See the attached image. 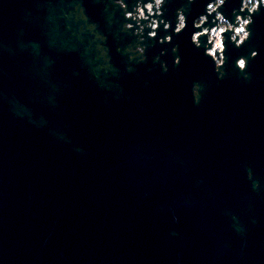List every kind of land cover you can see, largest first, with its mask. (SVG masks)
Listing matches in <instances>:
<instances>
[{
    "label": "water",
    "instance_id": "water-1",
    "mask_svg": "<svg viewBox=\"0 0 264 264\" xmlns=\"http://www.w3.org/2000/svg\"><path fill=\"white\" fill-rule=\"evenodd\" d=\"M215 2L0 0V264H264V0Z\"/></svg>",
    "mask_w": 264,
    "mask_h": 264
},
{
    "label": "built area",
    "instance_id": "built-area-1",
    "mask_svg": "<svg viewBox=\"0 0 264 264\" xmlns=\"http://www.w3.org/2000/svg\"><path fill=\"white\" fill-rule=\"evenodd\" d=\"M157 1H159V0H157ZM216 2H218V0H217ZM223 21H224V20L221 19V21H220V28L218 29V32L221 31V33H220V34H221L220 37H217V39H216V37L214 36V34H212V33H214L215 31L212 30V31L210 32V39L213 40V47H212L211 49H209V51H210L211 53H213L214 56H216V54H215V50H216V48L221 50L222 47H223V44H222V31L227 27V26H225V25H222V24H223ZM246 23H247V20L240 19V20H239V25L236 26V28H235V32L233 33V35H236V34H237V35H239L240 39H243V38L245 37V35H246V32H245V30H244V26L246 25ZM239 32H240V33H239ZM216 41H220L221 45H220L219 47H216V46H215Z\"/></svg>",
    "mask_w": 264,
    "mask_h": 264
},
{
    "label": "rangeland",
    "instance_id": "rangeland-1",
    "mask_svg": "<svg viewBox=\"0 0 264 264\" xmlns=\"http://www.w3.org/2000/svg\"><path fill=\"white\" fill-rule=\"evenodd\" d=\"M221 1H222V0H218V2H221ZM218 2H215V3H214V6H216V5L218 4ZM246 4H247V5H250V6L252 7L253 5L256 4V0H252L250 3H246ZM222 25L228 26L227 21L224 20ZM217 33H218V31L212 33V34H214V36L216 37V39H217V37H220V35H221V34H217Z\"/></svg>",
    "mask_w": 264,
    "mask_h": 264
},
{
    "label": "bare ground",
    "instance_id": "bare-ground-1",
    "mask_svg": "<svg viewBox=\"0 0 264 264\" xmlns=\"http://www.w3.org/2000/svg\"><path fill=\"white\" fill-rule=\"evenodd\" d=\"M215 32H217L218 31V29L217 30H214ZM221 33V31H219L217 34H220ZM240 33V32H239ZM246 36V35H245ZM233 37H235V35H233ZM221 45V43H220V41H216V43H215V46L216 47H219ZM217 49V48H216Z\"/></svg>",
    "mask_w": 264,
    "mask_h": 264
},
{
    "label": "flooded vegetation",
    "instance_id": "flooded-vegetation-1",
    "mask_svg": "<svg viewBox=\"0 0 264 264\" xmlns=\"http://www.w3.org/2000/svg\"><path fill=\"white\" fill-rule=\"evenodd\" d=\"M217 1V0H216ZM252 0H245V5H247L246 3H250ZM219 3V2H218ZM250 6V5H249ZM254 6V5H253ZM252 6V7H253ZM251 7V6H250ZM201 21V19L198 20V23Z\"/></svg>",
    "mask_w": 264,
    "mask_h": 264
}]
</instances>
